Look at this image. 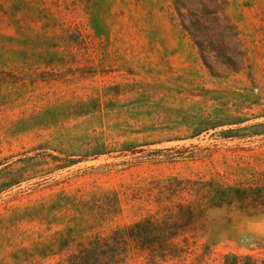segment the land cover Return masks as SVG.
<instances>
[{
    "label": "rangeland",
    "instance_id": "374dc122",
    "mask_svg": "<svg viewBox=\"0 0 264 264\" xmlns=\"http://www.w3.org/2000/svg\"><path fill=\"white\" fill-rule=\"evenodd\" d=\"M228 1L249 76L209 74L171 0H0V264H54L159 212L150 181L264 171V0ZM262 240L264 213L212 210L192 252L162 264Z\"/></svg>",
    "mask_w": 264,
    "mask_h": 264
},
{
    "label": "trees",
    "instance_id": "16d2710c",
    "mask_svg": "<svg viewBox=\"0 0 264 264\" xmlns=\"http://www.w3.org/2000/svg\"><path fill=\"white\" fill-rule=\"evenodd\" d=\"M171 5L178 25L192 41L209 74H251L239 30L228 14V0H171ZM157 156L151 158L158 159ZM145 190L154 196L159 212L106 233L96 232L75 249L67 250L54 264H123L132 250L145 256V264L184 260L204 230L210 211L264 213V171L252 172L234 182L203 175H171L150 181ZM72 240L71 234L60 236V249L67 248ZM255 249L225 253L219 264H264V240L257 242Z\"/></svg>",
    "mask_w": 264,
    "mask_h": 264
}]
</instances>
